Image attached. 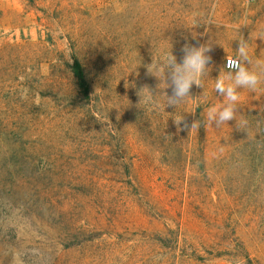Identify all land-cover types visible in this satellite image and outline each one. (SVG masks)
<instances>
[{
    "label": "rangeland",
    "instance_id": "rangeland-1",
    "mask_svg": "<svg viewBox=\"0 0 264 264\" xmlns=\"http://www.w3.org/2000/svg\"><path fill=\"white\" fill-rule=\"evenodd\" d=\"M240 39L264 59V0H0V264H264V84L206 120ZM185 45L211 61L168 106L148 68Z\"/></svg>",
    "mask_w": 264,
    "mask_h": 264
},
{
    "label": "clouds",
    "instance_id": "clouds-1",
    "mask_svg": "<svg viewBox=\"0 0 264 264\" xmlns=\"http://www.w3.org/2000/svg\"><path fill=\"white\" fill-rule=\"evenodd\" d=\"M183 56L181 62L172 52H165L161 57L154 60L149 73H161L164 81L167 80V87L171 88V94L167 95V105L177 107L187 98L191 97L193 85L203 88V77L208 70V64L211 56V45L189 46L185 45L181 49ZM236 56L226 57V71H220L219 76L215 79L214 90L223 97L221 104H213L206 110V120L209 124L216 127L223 126L229 121H237L239 111L238 104L241 100V90H257L264 84V59L257 58L253 60L249 45L244 39L239 40L236 50ZM147 89V100H153V91ZM141 97V96H140ZM174 122L179 126L185 122L184 115L174 117ZM241 126L247 124L246 120L239 121ZM199 126V120L191 124V129ZM222 151V149H221Z\"/></svg>",
    "mask_w": 264,
    "mask_h": 264
},
{
    "label": "trees",
    "instance_id": "trees-1",
    "mask_svg": "<svg viewBox=\"0 0 264 264\" xmlns=\"http://www.w3.org/2000/svg\"><path fill=\"white\" fill-rule=\"evenodd\" d=\"M70 72L72 73L73 79L75 81L77 90L82 96L84 101L92 102L93 96V85L89 80L85 67L81 60H79L75 53H72V63L69 65ZM197 119L200 122V136H204V122L200 116V108H197Z\"/></svg>",
    "mask_w": 264,
    "mask_h": 264
},
{
    "label": "built area",
    "instance_id": "built-area-1",
    "mask_svg": "<svg viewBox=\"0 0 264 264\" xmlns=\"http://www.w3.org/2000/svg\"><path fill=\"white\" fill-rule=\"evenodd\" d=\"M257 0H245L246 3L248 4H252V3H255ZM225 66H226V63H225Z\"/></svg>",
    "mask_w": 264,
    "mask_h": 264
}]
</instances>
